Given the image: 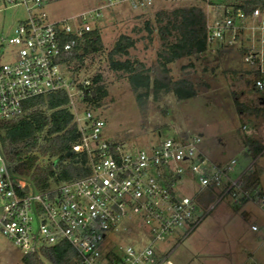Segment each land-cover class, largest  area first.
Masks as SVG:
<instances>
[{
  "label": "built area",
  "instance_id": "obj_1",
  "mask_svg": "<svg viewBox=\"0 0 264 264\" xmlns=\"http://www.w3.org/2000/svg\"><path fill=\"white\" fill-rule=\"evenodd\" d=\"M237 1L106 0L103 7L49 22L45 0H0V7L22 6L27 15L8 39L15 49L12 60L0 63V121L11 119L34 99L63 96L78 135L72 153L84 171L38 190L12 172L0 151V233L23 256L65 243L76 264H171L159 245L179 230L187 236L225 198L236 206L251 201L264 214L261 190L246 188L243 182L250 168L235 176V160L211 162L199 150L200 136L166 138L135 151L104 139L102 118L83 109L89 79L73 76L59 62L93 29L101 11L115 3L127 2L137 11H147L155 2L187 3L202 7L209 44L229 46L258 33V49L245 52L243 62L255 75L253 89L263 92L264 11L255 7L246 14L233 8ZM186 186L191 194L182 196ZM250 230L259 228L251 225ZM119 231H135L140 239L135 246L122 243L115 236Z\"/></svg>",
  "mask_w": 264,
  "mask_h": 264
},
{
  "label": "rangeland",
  "instance_id": "obj_2",
  "mask_svg": "<svg viewBox=\"0 0 264 264\" xmlns=\"http://www.w3.org/2000/svg\"><path fill=\"white\" fill-rule=\"evenodd\" d=\"M105 5L106 0H45L43 12L50 22ZM187 6V3L155 2L141 13L129 3L121 2L103 9L102 20L97 24L102 52L85 59L78 74L73 76L86 79L101 74L107 97L100 108L89 109L104 121L102 137L107 141L122 144L126 151H135L166 138L200 136L199 150L211 162L222 164L235 160V176L248 168L260 171L257 188L264 195V150L253 159L247 147L248 141L264 145V98L260 99L264 91L253 89V71L243 62L245 52L258 49L255 41L258 33L253 36L248 33L229 46L210 44L204 53L168 64L164 74L156 56L161 40L155 30L154 13ZM220 12L221 9L217 11ZM26 16L22 6L0 7L1 64L12 60L15 49L8 44V39ZM148 19L153 27L151 34L143 25ZM119 34L135 39L129 58L148 68L151 79L169 82L186 79L195 96L178 100L172 93L160 92L155 97L149 91L146 97L138 100L136 94L142 91L135 93L126 78L111 72L106 64L105 55ZM65 75L70 79L71 74ZM85 108L88 106H83ZM80 113L82 116L83 112ZM191 191L192 188L186 186L180 194L188 196ZM201 203L202 199L200 205L205 209ZM242 211H247L248 215L243 217ZM252 224L259 228V233L251 232ZM263 227L264 214L254 203L246 201L236 206L225 198L214 204L187 236L183 237V231L179 230L159 247L171 264H264ZM115 236L122 243L133 246L140 239L135 231L131 234L119 231ZM22 257L20 249L0 233V264H24Z\"/></svg>",
  "mask_w": 264,
  "mask_h": 264
},
{
  "label": "trees",
  "instance_id": "obj_3",
  "mask_svg": "<svg viewBox=\"0 0 264 264\" xmlns=\"http://www.w3.org/2000/svg\"><path fill=\"white\" fill-rule=\"evenodd\" d=\"M255 7L264 11V0H238L233 4V8L246 14ZM101 20L102 16L93 29L84 34L82 41L59 58V62L70 67L73 74H78L85 59L102 52L97 25ZM153 22L161 40V47L156 56L164 74L167 73L168 64L183 57L204 53L210 45L206 40L205 14L199 5L178 7L171 11L159 10L154 13ZM143 25L148 34H151V21L145 20ZM134 46L135 39L119 34L107 51L105 60L108 69L126 78L135 93L142 91L136 94L138 100L146 97L149 91L155 97L160 92L172 93L178 100L195 96L191 84L186 79L176 82L151 79L148 68L129 58V50ZM88 79L90 86L88 91H85L83 100L88 108H100L107 97L102 76L96 73ZM262 98L264 96L260 99ZM72 120V114L64 107V97L49 95L24 104L17 115L0 121V151L11 166L12 172L38 190L81 175L84 171L80 159L72 153V145L78 139ZM247 147L253 159L264 150V145L254 141H248ZM259 174L260 171L254 169L244 175L245 187H257ZM21 260L24 264H76L75 253L65 243L43 249L39 254L23 256Z\"/></svg>",
  "mask_w": 264,
  "mask_h": 264
},
{
  "label": "crops",
  "instance_id": "obj_4",
  "mask_svg": "<svg viewBox=\"0 0 264 264\" xmlns=\"http://www.w3.org/2000/svg\"><path fill=\"white\" fill-rule=\"evenodd\" d=\"M248 215V213H247V211H242V216L243 217H246ZM253 225V224H252ZM260 231H261V229H260ZM252 232V231H251ZM256 233H259V232H256ZM263 239V241H264V238H262ZM264 242H262L261 244H263ZM261 244L259 245V247L258 248H260V246H261Z\"/></svg>",
  "mask_w": 264,
  "mask_h": 264
}]
</instances>
